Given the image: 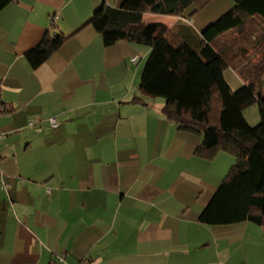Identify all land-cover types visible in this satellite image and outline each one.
<instances>
[{"label":"crops","instance_id":"0c3cea01","mask_svg":"<svg viewBox=\"0 0 264 264\" xmlns=\"http://www.w3.org/2000/svg\"><path fill=\"white\" fill-rule=\"evenodd\" d=\"M122 1L14 0L0 10V264H262L247 221L198 220L232 157H197L201 134L168 120L163 98L132 100L148 46H105L86 25L38 67L25 59L46 30L70 34L102 3ZM190 9L142 19L190 35L220 12ZM233 73V82L223 74L230 88L243 84Z\"/></svg>","mask_w":264,"mask_h":264},{"label":"trees","instance_id":"16d2710c","mask_svg":"<svg viewBox=\"0 0 264 264\" xmlns=\"http://www.w3.org/2000/svg\"><path fill=\"white\" fill-rule=\"evenodd\" d=\"M12 1L0 0V10ZM211 1L123 0L117 7L102 3L70 34L46 30L24 56L36 68L86 25L100 34L105 46L119 40L148 46L132 100L145 104L144 98H163L168 120L180 130L201 134L197 157L211 160L218 152L233 157L199 212V222L247 221L264 227V0H232L227 11L190 35L185 24L168 27L142 19L144 14L183 16L190 8L195 13ZM227 67L243 81L235 91L224 79ZM254 102L260 120L251 126L243 110Z\"/></svg>","mask_w":264,"mask_h":264},{"label":"rangeland","instance_id":"374dc122","mask_svg":"<svg viewBox=\"0 0 264 264\" xmlns=\"http://www.w3.org/2000/svg\"><path fill=\"white\" fill-rule=\"evenodd\" d=\"M233 5V1L232 0H212L211 3H208V5L204 6L203 8H201L199 11H197V13H192L191 16L193 18L196 17H200V16H205L206 14L209 15L210 13H212L215 10H218L220 12L216 13L213 17L212 20L216 19L220 14L224 13L225 11H227L231 6ZM142 47L147 48L145 45H141ZM139 57V56H138ZM234 71L232 70V68L230 69V67L226 68L223 72V74H225V76L228 78V80H230L231 82L234 81L235 78H238L234 73ZM235 87V86H234ZM240 86L236 87V88H231L233 91L237 90ZM243 113L245 115V119L247 121V123L251 126L257 125V123L260 120V116H259V110H258V105L257 103H252L248 106L245 107V109L243 110ZM231 156V155H230ZM232 157V156H231ZM232 161H233V157H232ZM249 223V227L246 229L247 234L251 235L252 237L255 238H260L261 244L258 245L256 244V253L259 254L260 257V261L262 262V264H264V227L262 226H258L256 224L253 223Z\"/></svg>","mask_w":264,"mask_h":264},{"label":"built area","instance_id":"2783aa9c","mask_svg":"<svg viewBox=\"0 0 264 264\" xmlns=\"http://www.w3.org/2000/svg\"><path fill=\"white\" fill-rule=\"evenodd\" d=\"M138 60H139V57H138L137 55H135V56H133V57L131 58L130 61L134 64V63H137ZM48 121H49V124H50V126H51L52 128H57L58 125H59V122H58V120H57L56 117H50V118L48 119ZM2 136H3V133L0 132V139L2 138ZM0 183H1V185H2V187H3L4 189H7V188H8V182H7L6 179L4 178L3 173H2V170H1V157H0ZM61 263H62V258H61V257H58V258L56 259V264H61Z\"/></svg>","mask_w":264,"mask_h":264}]
</instances>
